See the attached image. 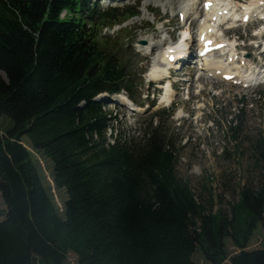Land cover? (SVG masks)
<instances>
[{
    "label": "trees",
    "instance_id": "16d2710c",
    "mask_svg": "<svg viewBox=\"0 0 264 264\" xmlns=\"http://www.w3.org/2000/svg\"><path fill=\"white\" fill-rule=\"evenodd\" d=\"M121 11L137 16L91 0H0V117L12 121L0 134V264H66L70 252L80 264H198L197 253L207 264H264V248L248 250L264 224V141L253 146L260 186L240 189L229 216L178 175L162 120L141 139H107L116 120L95 97L133 82L98 40L109 25H97ZM38 157L51 161L53 184Z\"/></svg>",
    "mask_w": 264,
    "mask_h": 264
},
{
    "label": "rangeland",
    "instance_id": "374dc122",
    "mask_svg": "<svg viewBox=\"0 0 264 264\" xmlns=\"http://www.w3.org/2000/svg\"><path fill=\"white\" fill-rule=\"evenodd\" d=\"M128 2L129 8L136 10L138 15L124 18L121 11L113 23L100 22L98 30L102 24L109 26L102 30V38L99 36L98 40H102L104 43L100 44L108 49L118 50V55L127 62L133 85L129 91L124 89L121 93L129 94L143 109L138 108L139 112H136L134 106L120 104L108 95L98 97L96 100L102 101L105 110L112 113L113 119L116 118L106 137L110 141L116 137L141 139L151 122L155 125L162 120L166 132L175 138L178 175L190 183L197 199L209 209L213 212L221 209L230 216L232 206L239 200L240 189L246 186L257 189L262 179V172L253 167L252 158L255 156L254 144L264 141V83L257 82L264 81V63H261L264 62V37L259 33L263 25L253 22L245 26L235 22L232 24L236 25L233 31H217L219 38L228 34L237 54L246 59L238 64L241 73L252 78L250 81L234 84L223 81L219 75L211 77L203 71L199 73L200 78L194 80L196 69L193 64L186 66L172 78L177 87L170 97L174 98L173 104L176 105L171 113L172 107L164 97L166 92L152 94L147 80L149 70H152V61L158 59L166 43L174 42L176 36L181 35L184 23L179 19L180 8H191V15H195L201 8L200 0H196L197 5L194 0ZM146 3H149V9ZM97 4L100 10L106 11L112 6L122 7L124 3L106 5L98 1ZM239 8L237 5L236 9ZM62 16H65L64 13ZM201 20L194 23V31L201 27ZM160 41L166 42L154 48L153 55L147 57L148 44ZM148 91L149 98H146ZM155 97L158 100H154ZM155 113L159 116L153 118ZM237 115H240L238 119ZM9 124L12 121L8 117H0V130ZM233 126L239 127L237 139L232 135ZM38 158L51 182V161ZM57 194L61 202L68 198L64 189ZM0 207L5 208L1 194ZM226 242L229 255L239 251L232 239L228 238ZM263 248L264 224H260L249 240L248 250ZM195 259L198 264H207L200 253L195 255ZM66 264L80 263L77 256L70 252Z\"/></svg>",
    "mask_w": 264,
    "mask_h": 264
},
{
    "label": "bare ground",
    "instance_id": "6f19581e",
    "mask_svg": "<svg viewBox=\"0 0 264 264\" xmlns=\"http://www.w3.org/2000/svg\"><path fill=\"white\" fill-rule=\"evenodd\" d=\"M149 1H151V0H147V2H149ZM175 1L176 0H172L173 3H175ZM216 1L218 2V0H216ZM194 2H195V5H197L196 4V0H194ZM217 2H216V4H217ZM233 2H234V0H231V3H233ZM259 2H260V0H259ZM256 3H257L256 0L251 1L249 4L243 5L244 6V9H247L250 6H254V5H256ZM145 6H146L147 9H149V7H148L149 6V3H146ZM235 7H236V5H233V9L234 10L236 9ZM180 11L183 12L185 15H190L188 9L181 8ZM233 13H234V16H236V12H233ZM193 26H194V23L192 22L191 25L188 26V28L190 30H192ZM202 28L204 29V23L202 24ZM162 42H166V41H160V42H155V43H152V44H148L147 49H149L150 47H152V48H158L159 46L162 45ZM229 48L232 49V50L233 49H236V48H232V44L231 43H230V47ZM160 58H162V59L160 60ZM160 58L157 60V63L155 65H153V67H151L152 70L151 69L149 70L150 71L149 72V75H150L149 77L151 79H153V80H156V81L161 80L162 78H164L165 74L168 72V67L172 65L171 63H168L166 55H161ZM224 60H225V57L222 56V54H220V53H214V54H211L209 57H204V58L200 57L194 63L191 62V63H193L192 66L196 69V71H194V77H195L194 80L197 79V78L198 79L200 78V74L199 73H201V71L204 70L203 68H207V71H208V73H210V76L211 77H215L216 76L214 74H215V72H217V69H221V70H231V69H233L231 67V64L226 63ZM191 63H188V66L187 67H190L191 66L190 65ZM197 63H199L198 67H197ZM186 64H184V66L181 68V71L186 66ZM244 76L246 77L247 81H250L251 80L250 77L247 74H244ZM170 83H171V81H170ZM170 83L168 82V84H170ZM173 92L174 91L173 90H170V89H168L166 91V94L167 95L165 94L164 97L168 99L167 101H169V100L172 99V98L170 99V97H171V94ZM113 99H115V100L120 99V101H122V103L129 102V104L131 106H134L135 107L136 112H139L138 108H142V106L137 105L132 100L130 101L129 100L130 98L128 99L127 95H124L121 98H119V97H113Z\"/></svg>",
    "mask_w": 264,
    "mask_h": 264
},
{
    "label": "snow or ice",
    "instance_id": "6c2138e0",
    "mask_svg": "<svg viewBox=\"0 0 264 264\" xmlns=\"http://www.w3.org/2000/svg\"><path fill=\"white\" fill-rule=\"evenodd\" d=\"M209 44H211V42H210V41L206 42V46H207V45H209Z\"/></svg>",
    "mask_w": 264,
    "mask_h": 264
},
{
    "label": "water",
    "instance_id": "95a60500",
    "mask_svg": "<svg viewBox=\"0 0 264 264\" xmlns=\"http://www.w3.org/2000/svg\"><path fill=\"white\" fill-rule=\"evenodd\" d=\"M4 78H6L5 74L3 73Z\"/></svg>",
    "mask_w": 264,
    "mask_h": 264
}]
</instances>
